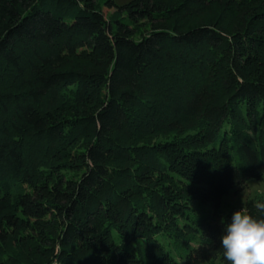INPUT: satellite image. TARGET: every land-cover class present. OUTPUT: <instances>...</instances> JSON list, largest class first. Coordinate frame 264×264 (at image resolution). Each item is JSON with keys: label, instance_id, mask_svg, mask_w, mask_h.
<instances>
[{"label": "trees", "instance_id": "16d2710c", "mask_svg": "<svg viewBox=\"0 0 264 264\" xmlns=\"http://www.w3.org/2000/svg\"><path fill=\"white\" fill-rule=\"evenodd\" d=\"M263 177L264 0H0V264H221Z\"/></svg>", "mask_w": 264, "mask_h": 264}, {"label": "clouds", "instance_id": "9594fccd", "mask_svg": "<svg viewBox=\"0 0 264 264\" xmlns=\"http://www.w3.org/2000/svg\"><path fill=\"white\" fill-rule=\"evenodd\" d=\"M255 207L259 217L243 208L232 214L221 237V264H264V202H257Z\"/></svg>", "mask_w": 264, "mask_h": 264}, {"label": "rangeland", "instance_id": "374dc122", "mask_svg": "<svg viewBox=\"0 0 264 264\" xmlns=\"http://www.w3.org/2000/svg\"><path fill=\"white\" fill-rule=\"evenodd\" d=\"M129 1L130 0H115V4L117 6H122ZM60 113L62 117H69L73 114L72 112H70L69 110H65L64 108H61ZM168 136L162 137L157 134L140 136L136 139L135 142L137 145H141L142 143L154 144L159 141L165 140V138H167ZM78 144H77V148L82 147L81 143ZM74 171L75 170H70V171L64 170L62 175L66 177L69 176L70 174H75ZM249 199L251 200L264 199V177L259 181L251 180L247 182V184L244 187L230 191L229 194L224 196L221 200L222 211L225 214H230L232 217V214L236 210H239L240 208L244 209L245 204ZM191 207L193 208L194 213L200 214L201 212H203L202 206L198 205L195 202L191 204Z\"/></svg>", "mask_w": 264, "mask_h": 264}]
</instances>
